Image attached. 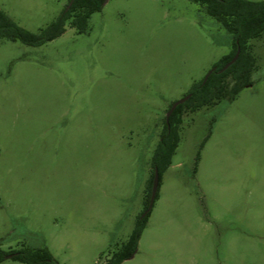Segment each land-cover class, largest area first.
I'll return each instance as SVG.
<instances>
[{"label": "rangeland", "instance_id": "374dc122", "mask_svg": "<svg viewBox=\"0 0 264 264\" xmlns=\"http://www.w3.org/2000/svg\"><path fill=\"white\" fill-rule=\"evenodd\" d=\"M69 2L0 0V10L39 33ZM230 52L189 0H109L85 34L67 24L36 48L1 40V249L41 236L59 264H105L145 216L157 170L122 264H264V40L250 86L185 109L162 142L171 107Z\"/></svg>", "mask_w": 264, "mask_h": 264}, {"label": "trees", "instance_id": "16d2710c", "mask_svg": "<svg viewBox=\"0 0 264 264\" xmlns=\"http://www.w3.org/2000/svg\"><path fill=\"white\" fill-rule=\"evenodd\" d=\"M189 1L199 5L201 11L211 18L217 27L229 35L231 52L223 59L222 65L217 70L212 71L206 82L199 84L189 93L190 98L184 105H179L174 110L168 122L167 119L165 120L166 133L162 139L163 143H165V140L174 137L173 127L180 122L179 117L185 112V109L196 112L223 100L231 103L244 88L250 86V79L257 64L254 53L255 43L264 40V1ZM103 3L104 0H70L61 16L39 33H31L25 30L0 10V41L3 39L21 41L29 47H40L59 38L66 31L67 24L77 29L80 34H85L88 30L90 18L93 14L102 11ZM238 49H240L238 60L227 70L221 72L233 60ZM154 177L155 174L150 183L145 211L150 205ZM148 215L149 213L139 220L127 244L118 252H115L105 264H122L133 255L140 235L146 226ZM4 241L6 239L0 240V264L7 258L24 264H59L57 259L51 255L45 240L41 236L36 244L31 241H24L19 250H2L1 244Z\"/></svg>", "mask_w": 264, "mask_h": 264}, {"label": "water", "instance_id": "95a60500", "mask_svg": "<svg viewBox=\"0 0 264 264\" xmlns=\"http://www.w3.org/2000/svg\"><path fill=\"white\" fill-rule=\"evenodd\" d=\"M109 2V0H104V3L103 5H106L107 3ZM239 55H240V49H238L237 51V54L235 55V57L233 58V60L228 63L222 70L221 72H224L225 70H227L231 65H233L239 58ZM209 78V76L205 79V81H207V79ZM190 98V96L186 97L185 99L175 103L169 113L167 114V122L169 120V117L171 116V114L174 112V110L180 105V104H183L185 103L188 99ZM158 180H159V174L156 170L155 172V177H154V181H153V186H152V194H151V200H150V205H149V208L147 209L145 215L147 213H149V211L151 210L152 206H153V203H154V200H155V197H156V193H157V187H158Z\"/></svg>", "mask_w": 264, "mask_h": 264}]
</instances>
